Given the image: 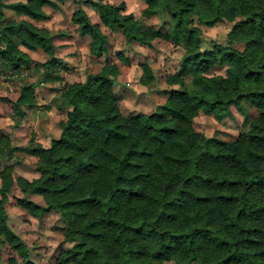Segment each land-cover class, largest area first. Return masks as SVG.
<instances>
[{
  "label": "trees",
  "instance_id": "1",
  "mask_svg": "<svg viewBox=\"0 0 264 264\" xmlns=\"http://www.w3.org/2000/svg\"><path fill=\"white\" fill-rule=\"evenodd\" d=\"M57 1L62 0H0V72L20 74L29 66L31 57L22 47L48 55L40 80L24 84L14 101L20 115L22 106H36L37 83L61 79L60 60L47 28L27 19L7 20L5 8L40 21L48 18L44 7L57 8ZM142 1L146 16H164L165 32L125 12L124 1L75 0L91 5L101 23L121 31L127 43L150 47L164 37L183 45L179 70L167 78L179 89L162 112L125 116L114 91L120 68L106 60L84 81L61 88L70 110L49 146L34 135L27 146H12L0 135V163L25 151L38 158L39 173L28 179L15 175L13 165L0 171V260L8 243L24 264H33L7 222L13 195L37 218L59 212L64 240L73 244L61 248L58 264H264V0ZM224 19L233 23L226 43L203 49L196 21L215 26ZM72 20L90 37L91 54H104L109 41L100 23L80 5ZM213 66H225V74L209 75ZM152 79L144 65L142 84ZM245 101L257 106V116L238 136L197 130L202 110L221 119L235 107L248 117ZM15 186L22 196L14 195Z\"/></svg>",
  "mask_w": 264,
  "mask_h": 264
},
{
  "label": "rangeland",
  "instance_id": "2",
  "mask_svg": "<svg viewBox=\"0 0 264 264\" xmlns=\"http://www.w3.org/2000/svg\"><path fill=\"white\" fill-rule=\"evenodd\" d=\"M5 3L26 0H3ZM113 4L122 1L126 3L127 13H132L137 19L152 29L165 32L168 27L163 24V15L146 16V3L142 0H101ZM58 7L45 6L48 14L45 20H33L21 13L5 8L7 20L27 19L38 27L47 28L53 35L56 45L55 54L59 58L57 73L60 80L55 82L37 83L35 87L36 106L29 108L22 106L24 115L15 110L14 101L19 97L21 87L25 84L38 82L41 78L42 67L48 55L43 50L36 52L24 47L31 57L28 67L21 68L20 74L11 75V71L0 72V135L10 138L12 146L24 147L30 143L34 135L37 142L49 146L51 139L60 134L58 122L66 118L69 106L62 103L61 88L65 83L84 81L87 74L97 72L106 60L118 64L120 75L114 85L118 95L119 105L125 116L140 113L149 114L162 112V105L166 102L178 85H171L167 78L177 73L181 57L185 48L171 39L157 37L152 45L141 43H127L121 31H114L101 23L99 13L87 3H76L75 0L57 1ZM81 6L93 22L100 23L102 31L107 35L109 44L102 55H92L90 52V37L81 35L78 26L73 22L74 11ZM168 17V16H167ZM202 30V48L211 49L212 42L226 43V37L232 27V22L224 19L215 26L200 24ZM241 47V45H238ZM144 65H149L153 79L149 85H144ZM225 66H213L209 75L225 74ZM191 79H188L190 82ZM248 117L232 107V114L218 119L213 113L202 110L195 118L197 130L207 136H220L226 139L238 136L248 129L252 118L257 116V106L244 102ZM38 158L25 151H15L12 158L0 163V171L6 165L14 166V174L28 179L39 176L34 167ZM13 193L16 196L23 194L17 186ZM31 200L45 204L43 198L37 195H27ZM9 227L19 235L29 250V258L33 264H58L57 258L61 248H69L72 242H66L62 233V223L58 211L52 210L41 218L31 215L18 204L17 198L9 197L6 206ZM0 264H12L11 258H16V264H24L22 257L6 243L2 249ZM166 264H176L173 261ZM191 264H198L193 262Z\"/></svg>",
  "mask_w": 264,
  "mask_h": 264
},
{
  "label": "crops",
  "instance_id": "3",
  "mask_svg": "<svg viewBox=\"0 0 264 264\" xmlns=\"http://www.w3.org/2000/svg\"><path fill=\"white\" fill-rule=\"evenodd\" d=\"M38 177V176H37Z\"/></svg>",
  "mask_w": 264,
  "mask_h": 264
}]
</instances>
